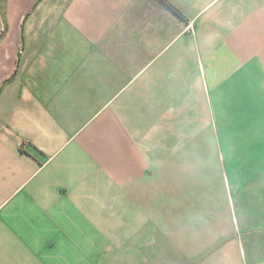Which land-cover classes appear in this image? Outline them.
<instances>
[{
	"label": "crops",
	"instance_id": "1",
	"mask_svg": "<svg viewBox=\"0 0 264 264\" xmlns=\"http://www.w3.org/2000/svg\"><path fill=\"white\" fill-rule=\"evenodd\" d=\"M147 219L130 264H264V0H0V264H125Z\"/></svg>",
	"mask_w": 264,
	"mask_h": 264
},
{
	"label": "rangeland",
	"instance_id": "2",
	"mask_svg": "<svg viewBox=\"0 0 264 264\" xmlns=\"http://www.w3.org/2000/svg\"><path fill=\"white\" fill-rule=\"evenodd\" d=\"M204 160H202L200 157L198 158L197 164L194 166L193 164L190 165L189 171H187L188 176H191L198 172V176L201 180H199L198 183H196L195 178L188 181V183H185L182 185V188L184 187H190L194 185L192 190H187L186 195H183L182 199H173V200H157V207H161V210L156 209V224L163 225L165 221V215H163V209L166 207V205L169 208V205L171 203L172 207H176V210L178 211L180 207H187L185 200L189 195L193 196H201V198H208L211 196V191H213L215 188L217 189V182L212 178V176L218 177V171H221L223 166L222 163L219 162L218 158H222V153L217 157L216 151L210 152L205 151L204 152ZM206 164H209L207 166ZM220 167V169H219ZM214 172V174H213ZM220 175V174H219ZM202 181V182H201ZM194 182V184H192ZM196 183V184H195ZM202 183V184H201ZM174 184V183H173ZM198 186L195 188V186ZM200 186V187H199ZM173 189L175 190V185H173ZM196 189V190H194ZM198 189V190H197ZM184 198V199H183ZM182 204V205H181ZM140 209L146 210V200H140ZM161 211V212H159ZM175 212V211H174ZM238 212V211H237ZM236 215V214H235ZM146 216V215H145ZM141 223L144 220V216H141ZM237 218V224L242 225V219L243 217L238 213L236 215ZM146 219V218H145ZM144 227L140 232L131 231V223L130 221L125 223V226L123 228H120L118 231L115 232V230H112L108 228V239L111 240V243H118L123 244L122 247H110L108 251L109 256H116L120 255L123 256V258L126 259L125 264H130L132 262H137L139 259L140 261L148 257L149 253L151 252V255H157L161 256L162 249L158 248V244L156 242V234L153 232V225L152 221L146 220L145 223H143ZM157 247V248H156ZM170 253H176L179 255V250L176 248L170 247L167 248ZM156 250V251H155ZM132 261V262H131ZM129 262V263H128ZM142 262V261H141Z\"/></svg>",
	"mask_w": 264,
	"mask_h": 264
},
{
	"label": "trees",
	"instance_id": "3",
	"mask_svg": "<svg viewBox=\"0 0 264 264\" xmlns=\"http://www.w3.org/2000/svg\"><path fill=\"white\" fill-rule=\"evenodd\" d=\"M167 3V2H166ZM167 5L171 8V9H173V11H175L176 13H178V14H181L173 5H171V4H169V3H167Z\"/></svg>",
	"mask_w": 264,
	"mask_h": 264
}]
</instances>
